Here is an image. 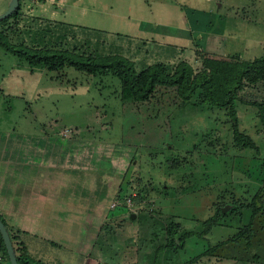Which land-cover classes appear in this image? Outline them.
<instances>
[{"label": "rangeland", "instance_id": "rangeland-1", "mask_svg": "<svg viewBox=\"0 0 264 264\" xmlns=\"http://www.w3.org/2000/svg\"><path fill=\"white\" fill-rule=\"evenodd\" d=\"M21 8L0 25L14 46L111 55L119 40L147 29L148 19L154 23L162 16L176 28L180 18L200 10L207 12L205 40L214 33L229 46L234 39L240 47L255 45L244 61L260 57L264 45V0H37ZM116 32L125 37L116 40ZM198 54L185 60L194 71L203 66ZM231 58L240 59H224ZM137 62V69L147 63ZM222 74L229 83V72ZM116 81L72 68L53 73L0 46V142H18L19 149L34 144L28 162L50 165L51 158V165L66 167L57 199L65 204L68 198L69 219L75 226L79 221L75 243L71 229L66 239L64 226L50 225L49 238L64 249L47 241L39 250L44 259L68 263L78 255L79 264H188L220 244L189 263L264 264V81L244 83L233 118L205 105H123ZM231 121L258 150L234 143ZM252 202L255 215L247 207ZM219 208L225 209L220 226L199 237ZM57 218L46 214V221ZM250 221L249 239L221 245ZM173 225L175 238L191 234L183 249L169 244Z\"/></svg>", "mask_w": 264, "mask_h": 264}, {"label": "trees", "instance_id": "trees-1", "mask_svg": "<svg viewBox=\"0 0 264 264\" xmlns=\"http://www.w3.org/2000/svg\"><path fill=\"white\" fill-rule=\"evenodd\" d=\"M20 11L21 0L17 11L12 16L0 21V25L6 23L12 17L16 18L20 14ZM0 46L5 50L11 51L31 66L45 67L53 73H59L64 69L72 68L89 77H111L112 80H117L118 87H115V95L123 105L150 103L156 107V104L151 103L153 101L159 106H165L166 104L178 105L177 107H183L186 104L205 105L208 106L210 111H214L213 114L227 112L233 118L237 111L238 94L242 91L244 83L254 86L264 81V45L262 55L252 61L235 58H211L207 55H201L203 66L197 71H194L184 61L174 66L156 63L138 71L133 62L120 55L96 56L92 53L79 54L76 52V49L73 51L47 48L38 49L28 48L23 44L14 46L10 44L7 32L0 33ZM222 71H228L230 74V81L227 84L223 83ZM259 107L260 119L262 124H264V105H259ZM231 123L234 143L241 148L258 150L255 142L249 136L241 133L235 123L232 121ZM247 207L252 209V215L257 214L258 210L253 202L247 205ZM221 216L224 215L222 208H219L215 211L213 217L211 216L204 222V229L198 236L200 237L209 233L213 226H220ZM3 223L10 235L18 264H46L35 260L29 254L27 235L20 231H14L4 221ZM250 225L251 221L237 229V232L226 239L221 245L230 241H237L242 236L249 239ZM177 228V225H173L167 230L168 241L172 247L183 249L185 241L191 234L175 238ZM219 245L211 247L193 259H190L187 261L188 264L191 262L197 263L200 258L217 249ZM0 254L4 262L6 261V264H10L1 235Z\"/></svg>", "mask_w": 264, "mask_h": 264}, {"label": "crops", "instance_id": "crops-1", "mask_svg": "<svg viewBox=\"0 0 264 264\" xmlns=\"http://www.w3.org/2000/svg\"><path fill=\"white\" fill-rule=\"evenodd\" d=\"M206 1L209 2L211 0ZM8 3L9 0H0V14L7 9ZM45 13L48 14L47 9ZM211 18L209 16L210 20ZM48 19L50 20V18ZM164 20L162 16H158L154 23L148 19L146 23L147 29L141 31L140 28L138 31H132V35H129L131 37H126L128 40H123L122 42L119 37L125 36L116 32L115 34L118 36H115V39H118L119 42L115 43V52H112L113 54L111 55H120L127 58L135 64L136 69L139 64L137 61L140 63L143 61L144 63V61L147 62L151 58L155 59L154 62L144 63V65L140 66V69H137L141 71L156 63L174 66L176 64H173V61L187 62L185 60L197 55L198 51L202 52L200 55L198 54L199 57L201 55H207L211 58L238 56L244 60V56L255 48L253 44L251 46L241 45L240 47L237 45L238 40L236 39H234L235 44L229 46V42H226L224 36H222L224 38L222 42L219 36L214 35V33L212 35L209 34L205 40L202 34L207 31L209 26L206 25L207 12L203 10L196 11L191 19L180 18V24L176 28L172 24L165 23ZM33 21L36 22L35 20ZM170 29H172V32L169 33ZM94 30L93 28L92 35L95 34L93 33ZM196 34L198 38L195 37ZM33 145L25 144L19 149L20 145L18 142L8 140V142H4V145L0 142V217L14 231H20L27 235V249L35 260L46 264H56L55 262L59 264H79L78 255H76L75 260L67 263L58 257L56 259H44L45 256L39 252L40 248L47 247L49 242L52 243L51 245L54 249L57 247L59 251L64 249L49 238L51 224L54 227L62 226L63 228L64 226L68 230V233H64L66 239L69 238L71 229L73 232L72 238L74 239L72 242L75 243L79 237V221H77L78 223L75 226V223L69 219L70 204L68 198L65 199V204H63L62 200L57 199L58 192H61L62 196L63 192L61 189L58 190L56 188L62 187L61 179L64 171L66 174L68 173V169L61 164L51 165V158H49L51 161L50 165L35 163L32 158L28 162L25 156H33ZM22 154H24V157H22ZM43 155L46 156V151ZM67 159L68 157L65 162H67ZM54 166L55 169H53ZM58 179H60L59 182L56 181ZM64 197H67V194ZM48 213H58L61 219L58 222L61 223L54 222L55 220L46 221V214ZM63 216H65L64 219ZM40 220L41 222L44 220L45 223L43 225L38 224ZM73 229H76L75 233ZM0 257L2 258L1 254ZM81 263H83V259ZM0 264H5V262L2 261Z\"/></svg>", "mask_w": 264, "mask_h": 264}, {"label": "water", "instance_id": "water-1", "mask_svg": "<svg viewBox=\"0 0 264 264\" xmlns=\"http://www.w3.org/2000/svg\"><path fill=\"white\" fill-rule=\"evenodd\" d=\"M19 4H20V0H9L7 9L3 13L0 14V21L12 16L17 11V9L19 8ZM224 211H225V209L222 210V212H224ZM131 218H133V215L131 216ZM0 235H1L2 240L4 242V245H5V249L7 252V257H8L9 263L10 264H18L17 259H16V255L14 252V248H13V245H12V242L10 239V235H9L1 217H0Z\"/></svg>", "mask_w": 264, "mask_h": 264}, {"label": "built area", "instance_id": "built-area-1", "mask_svg": "<svg viewBox=\"0 0 264 264\" xmlns=\"http://www.w3.org/2000/svg\"><path fill=\"white\" fill-rule=\"evenodd\" d=\"M35 1H37V0H21V7L22 6L29 7V4L32 2H35ZM0 260H1V257H0Z\"/></svg>", "mask_w": 264, "mask_h": 264}]
</instances>
